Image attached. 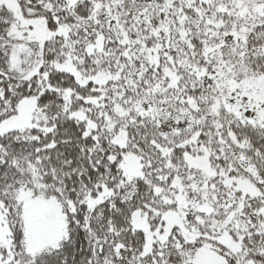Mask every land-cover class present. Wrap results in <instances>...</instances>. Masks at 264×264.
Segmentation results:
<instances>
[{
	"label": "snow or ice",
	"instance_id": "1",
	"mask_svg": "<svg viewBox=\"0 0 264 264\" xmlns=\"http://www.w3.org/2000/svg\"><path fill=\"white\" fill-rule=\"evenodd\" d=\"M0 264H264V0H0Z\"/></svg>",
	"mask_w": 264,
	"mask_h": 264
}]
</instances>
